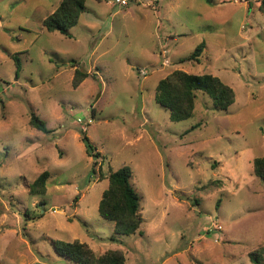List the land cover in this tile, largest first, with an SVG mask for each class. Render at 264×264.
I'll list each match as a JSON object with an SVG mask.
<instances>
[{"label":"rangeland","instance_id":"rangeland-1","mask_svg":"<svg viewBox=\"0 0 264 264\" xmlns=\"http://www.w3.org/2000/svg\"><path fill=\"white\" fill-rule=\"evenodd\" d=\"M60 1L0 0V264H72L54 241L118 250L125 264H251L257 249L264 264L260 0H85L70 38L42 26ZM202 42L199 61L183 62ZM76 69L87 77L74 88ZM174 71L217 77L234 103L219 110L197 91L192 117L172 122L154 93ZM123 167L141 235H115L98 215ZM43 172L46 193L30 195Z\"/></svg>","mask_w":264,"mask_h":264},{"label":"trees","instance_id":"trees-1","mask_svg":"<svg viewBox=\"0 0 264 264\" xmlns=\"http://www.w3.org/2000/svg\"><path fill=\"white\" fill-rule=\"evenodd\" d=\"M84 11L85 0H61L58 7L43 20V29L48 33H58L70 38L69 29L77 25L79 17ZM259 11L264 15V0H260ZM204 48L205 44L200 43L193 53L182 61L198 62ZM13 60L16 74H18L21 69L20 62L16 57H13ZM86 77V73H81L76 69L73 87H78L79 83ZM197 91L208 93L215 107L219 110H227L234 103L233 90L217 77L210 74H187L182 71H174L159 80L155 87L154 101L169 111V118L172 122H182L190 119L193 115ZM29 125L44 134L50 132L45 122L33 113L29 115ZM80 139L84 144L87 156H94V148L84 132H82ZM252 171L256 178L264 181V156L253 160ZM130 177L131 172L126 167L109 172L107 176L108 188L98 203L99 217L104 221L113 223L115 235L142 234L143 219L140 214L139 197L130 182ZM47 180L48 173L43 172L29 185V194L33 196L44 195ZM52 247L58 256L71 261L72 264H125L124 255L118 250H108L104 254L96 256L87 245L76 241H54ZM262 253V249L251 252L249 254L251 264H262Z\"/></svg>","mask_w":264,"mask_h":264},{"label":"built area","instance_id":"built-area-1","mask_svg":"<svg viewBox=\"0 0 264 264\" xmlns=\"http://www.w3.org/2000/svg\"><path fill=\"white\" fill-rule=\"evenodd\" d=\"M142 1L144 0H113V5H116L121 8H126L130 4H138L141 3ZM142 75L144 76V73H142Z\"/></svg>","mask_w":264,"mask_h":264}]
</instances>
